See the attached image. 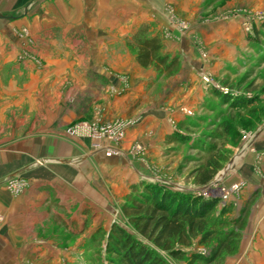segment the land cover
<instances>
[{
  "label": "rangeland",
  "instance_id": "rangeland-1",
  "mask_svg": "<svg viewBox=\"0 0 264 264\" xmlns=\"http://www.w3.org/2000/svg\"><path fill=\"white\" fill-rule=\"evenodd\" d=\"M50 1L0 0V56L2 42L7 40L8 24L12 25V36L20 39L23 46L19 58L33 55L30 50L34 40L27 23L34 15L45 13L48 3H53ZM193 5L197 9L192 11L189 19L188 15L179 14L172 4L165 7L169 11L170 24L164 33L165 39L166 35L171 37L175 34L184 39L182 47L177 44L166 50L158 35L161 51L178 57L176 72L160 74L151 66L144 68L139 65L137 71L114 75L117 87H113L112 79L101 78L109 89H113L109 94L112 99L115 95L128 92L131 86L144 92L135 104L138 110L135 116L129 117L123 112L118 115L121 117L104 119L103 111L94 110L95 113L87 117L85 112L78 114V118L67 125L49 126L43 120L33 124L31 118H46L54 111L5 108L0 77V149L13 146L18 136L50 133L68 138L106 139L119 147L127 136L128 127L143 117H158L168 123H164L167 125L165 131V126L160 130L159 139L155 142L157 148L152 154H146L144 150V142L149 140V135L139 131L123 151L125 154L115 158L123 170L120 200L111 204L110 210H103V216L98 213L91 220L88 214L84 225L85 236L80 238L74 234L72 238L74 254L69 264H109L105 244L112 224L123 227L151 246L166 264H188L186 256L171 257L166 251L153 247L124 215L123 205L128 193L133 188L142 189V183H157L173 191L218 197L220 201L210 215V223L230 221L218 225V233L234 229L238 231L239 238L232 253L210 264H264V172L247 173L244 168L246 163H243L252 159L248 153L254 152L253 142L264 129V0H194ZM149 33L153 34V30L149 29ZM127 49L134 57L136 50L130 46ZM181 56L187 67L183 73L187 69L188 76L177 82L175 77L183 64ZM145 78H148L146 84L141 85ZM216 92L231 93L235 99H252V103L245 108L231 106L225 103L226 100H220ZM36 97L45 101L49 99L46 94ZM79 99L81 94L74 92L57 96L63 105H70ZM99 101L96 98V102ZM65 112L58 110V116ZM21 119H25V125L18 124ZM224 127L228 132L223 131ZM93 129L101 135H93ZM176 133L189 137V140L167 143L168 136ZM7 139L11 142H3ZM93 147H97L96 142ZM112 152L104 154L110 156ZM45 160L37 158L36 163H44ZM206 160L218 162L220 168L208 183L199 185L195 183L193 171ZM5 181L11 193L22 190L24 183L18 176ZM247 183L259 185L250 196ZM205 186L215 191L204 190ZM223 206L227 213L220 215ZM238 218L241 228L231 224V220ZM182 248L187 254L209 253L208 247L198 245L196 241ZM25 264L51 263L44 256L27 254Z\"/></svg>",
  "mask_w": 264,
  "mask_h": 264
},
{
  "label": "crops",
  "instance_id": "crops-1",
  "mask_svg": "<svg viewBox=\"0 0 264 264\" xmlns=\"http://www.w3.org/2000/svg\"><path fill=\"white\" fill-rule=\"evenodd\" d=\"M193 1H50L53 3H48L45 13L34 15L27 23L34 40L30 50L33 55L19 58L21 40L12 36V25H7V40L2 42L0 56L3 105L54 111L49 117L30 119L33 124L46 121L49 126L67 125L84 112L85 117L93 115L94 110L103 111L104 119L121 117L118 115L123 112L129 117L137 114L135 104L144 92L131 86L128 92L112 99L109 94L113 89L101 78L112 79L113 87H117L114 75L137 71L139 64L127 46L142 24L161 37L166 50L177 44L182 47L181 35L164 37L170 27L165 7L172 4L189 19L197 9ZM181 59L177 82L188 76L187 69L183 73L187 68L184 57ZM73 92L81 94V99L70 105L57 100L61 93ZM41 94L49 95V99L36 97ZM58 110L67 112L58 116ZM17 122L25 125V119ZM164 123L162 118L152 116L135 121L119 147L106 139L50 133L18 136L13 146L0 149V264H25L27 254L44 256L51 264H69L74 254L72 238L74 234L85 236L88 214L91 220L98 213L103 216V210H110L111 204L120 200L123 170L115 158L125 154L123 151L139 131L149 135L144 142L145 153L155 152L160 130L164 126V131L167 129L168 123ZM259 135L253 142L254 152L248 153L252 159L243 161L247 173L264 172V129ZM95 142L97 147H93ZM107 151L112 154L105 156ZM37 158L47 160L36 163ZM16 176L24 184L21 191L11 193L5 180ZM258 186L247 183L249 196Z\"/></svg>",
  "mask_w": 264,
  "mask_h": 264
},
{
  "label": "trees",
  "instance_id": "trees-1",
  "mask_svg": "<svg viewBox=\"0 0 264 264\" xmlns=\"http://www.w3.org/2000/svg\"><path fill=\"white\" fill-rule=\"evenodd\" d=\"M128 44L136 50L135 60L141 67L151 66L160 74L167 75L179 68L178 57L161 51L160 38L150 34L146 24L138 28L128 40ZM216 95L231 106L245 108L252 103V99H235L231 93L216 92ZM223 131L228 132V129L224 127ZM188 140L189 137L176 133L169 135L166 142L179 143ZM206 144L214 147L211 143ZM219 168L218 162L206 160L193 171L195 183H208ZM142 185V189L133 188L128 193L123 213L138 234L153 247L166 251L171 257L186 256L188 264H210L234 251L239 238L238 231L229 229L219 234L216 229L218 225L230 221L210 223V215L220 201L218 197L173 191L157 183ZM225 213L226 207L223 206L219 214ZM240 222L239 218L231 220V224L238 228H241ZM194 241L198 245L208 247L209 253L187 254L182 247L190 246ZM105 251L109 264H166L151 246L144 244L117 224H112L107 232Z\"/></svg>",
  "mask_w": 264,
  "mask_h": 264
},
{
  "label": "built area",
  "instance_id": "built-area-1",
  "mask_svg": "<svg viewBox=\"0 0 264 264\" xmlns=\"http://www.w3.org/2000/svg\"><path fill=\"white\" fill-rule=\"evenodd\" d=\"M88 131V130H87ZM88 133H89V131H88ZM92 133H93V135H95L96 137H99L100 135H101V132H99V131H96V130H92ZM109 152V151H108Z\"/></svg>",
  "mask_w": 264,
  "mask_h": 264
},
{
  "label": "water",
  "instance_id": "water-1",
  "mask_svg": "<svg viewBox=\"0 0 264 264\" xmlns=\"http://www.w3.org/2000/svg\"><path fill=\"white\" fill-rule=\"evenodd\" d=\"M203 189H204V190H208V189H209V190H212V192H214V191H215L214 189H210V187H209V186H205V187H203Z\"/></svg>",
  "mask_w": 264,
  "mask_h": 264
},
{
  "label": "bare ground",
  "instance_id": "bare-ground-1",
  "mask_svg": "<svg viewBox=\"0 0 264 264\" xmlns=\"http://www.w3.org/2000/svg\"><path fill=\"white\" fill-rule=\"evenodd\" d=\"M220 176V175H219Z\"/></svg>",
  "mask_w": 264,
  "mask_h": 264
}]
</instances>
